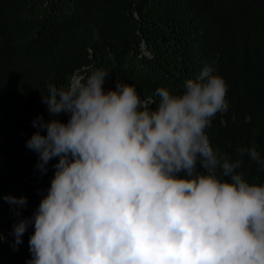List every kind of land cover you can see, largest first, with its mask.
I'll return each instance as SVG.
<instances>
[{
    "label": "clouds",
    "instance_id": "9594fccd",
    "mask_svg": "<svg viewBox=\"0 0 264 264\" xmlns=\"http://www.w3.org/2000/svg\"><path fill=\"white\" fill-rule=\"evenodd\" d=\"M104 69L47 84L50 116H37L26 142L50 187L30 217L27 197L13 206V250L32 227L27 264H264V184L249 183L243 158L214 149L207 130L228 110L225 80L205 65L179 93L154 98ZM43 130L46 134H41ZM3 237L0 236V240Z\"/></svg>",
    "mask_w": 264,
    "mask_h": 264
},
{
    "label": "trees",
    "instance_id": "16d2710c",
    "mask_svg": "<svg viewBox=\"0 0 264 264\" xmlns=\"http://www.w3.org/2000/svg\"><path fill=\"white\" fill-rule=\"evenodd\" d=\"M205 65L228 86V110L207 130L211 146L233 160L238 146H255L264 158V0H0L1 217L13 229L17 218L4 197H27V218L50 187L57 160L41 176L37 154L25 146L37 116L68 120L42 103L48 83L61 87L104 69L106 89L118 79L154 98L157 87L181 92ZM240 171L264 184L247 156ZM33 231L22 237L29 259Z\"/></svg>",
    "mask_w": 264,
    "mask_h": 264
},
{
    "label": "rangeland",
    "instance_id": "374dc122",
    "mask_svg": "<svg viewBox=\"0 0 264 264\" xmlns=\"http://www.w3.org/2000/svg\"><path fill=\"white\" fill-rule=\"evenodd\" d=\"M11 233L12 225L8 220L5 221L0 213V236L14 239ZM11 245L7 248L0 246V264H27V261L30 260L27 256V247L19 245L18 250H13Z\"/></svg>",
    "mask_w": 264,
    "mask_h": 264
}]
</instances>
